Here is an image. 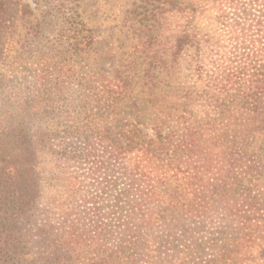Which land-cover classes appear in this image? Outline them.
Returning a JSON list of instances; mask_svg holds the SVG:
<instances>
[{
	"label": "trees",
	"instance_id": "1",
	"mask_svg": "<svg viewBox=\"0 0 264 264\" xmlns=\"http://www.w3.org/2000/svg\"><path fill=\"white\" fill-rule=\"evenodd\" d=\"M83 3L0 71V264H264V0H132L109 71Z\"/></svg>",
	"mask_w": 264,
	"mask_h": 264
},
{
	"label": "rangeland",
	"instance_id": "2",
	"mask_svg": "<svg viewBox=\"0 0 264 264\" xmlns=\"http://www.w3.org/2000/svg\"><path fill=\"white\" fill-rule=\"evenodd\" d=\"M58 0H14L10 11L8 34H4V56L11 62L16 58L29 55L31 39L36 31L44 34L50 44L58 30L57 20L50 10ZM132 0H84L83 8L88 22L94 29L95 44L92 51L86 56L88 67L101 68L109 71L118 64L119 58L131 46L134 36L131 34V19L129 9ZM32 11L30 14L28 11ZM49 39V40H48ZM47 49V48H46ZM0 71L8 61L2 60ZM22 61V60H21ZM128 120H135L134 115L127 111ZM264 149L262 146H256ZM42 166L49 165L48 158L42 156Z\"/></svg>",
	"mask_w": 264,
	"mask_h": 264
}]
</instances>
